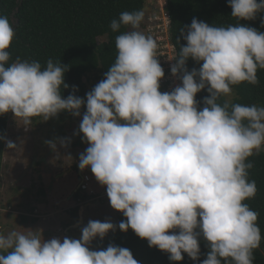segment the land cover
I'll return each mask as SVG.
<instances>
[{
    "label": "trees",
    "instance_id": "1",
    "mask_svg": "<svg viewBox=\"0 0 264 264\" xmlns=\"http://www.w3.org/2000/svg\"><path fill=\"white\" fill-rule=\"evenodd\" d=\"M147 1L0 0V168L9 116L65 120L88 107L91 115L98 104L85 78L93 72L105 80L99 92L110 91L120 131L148 143L150 171L174 167L170 110L156 84L150 41L137 30L145 26ZM165 10L203 130L215 145L249 151L219 173L227 180L224 202L213 193L216 183L197 188L184 174H134L116 234L100 241L101 264H264V134L255 113L257 104L264 113V0H165ZM215 73L233 79L231 100L217 92ZM13 83L23 88L16 101ZM127 144L131 153L133 138ZM76 212L68 210L74 218ZM10 252L0 250V264L30 259L18 246ZM34 257L28 264H82L72 251Z\"/></svg>",
    "mask_w": 264,
    "mask_h": 264
},
{
    "label": "rangeland",
    "instance_id": "2",
    "mask_svg": "<svg viewBox=\"0 0 264 264\" xmlns=\"http://www.w3.org/2000/svg\"><path fill=\"white\" fill-rule=\"evenodd\" d=\"M157 2L148 0L147 5L150 7ZM137 30L142 39V30ZM88 76L85 78L87 93H92L91 96L98 104L96 109H92L91 115H87L88 107L65 120L47 115L41 120L32 121L22 112L9 116L0 168V226L7 227L5 233L0 235V243L9 251L18 246L28 252L30 259H26L24 264L33 261L34 256L59 259L68 251L77 253L82 264H101L100 241L103 238L108 240L116 234L119 206L127 189L134 186L132 177L136 173L143 175V169L152 160V153L143 135L131 137L129 133L120 131V115L111 111V103L107 100L111 97L110 91L106 96L99 92L105 87V80L102 81L96 72ZM213 76L218 80L217 92L231 100L234 97L231 86L233 79L224 74L215 73ZM22 92L21 83H13L10 86L11 100L21 99ZM102 111L107 117L101 118L106 116ZM255 113L264 134V113L259 104ZM101 121L106 123L102 124ZM96 133H101L104 139L98 137V141L94 139L93 142H85L86 139H93ZM131 138L133 146L130 153L127 141ZM262 144L264 140L258 144L259 150ZM103 146L105 151L101 150ZM248 151H232L225 157L208 162L199 171H186L182 174L190 176L197 188L205 186L211 189L213 183H216L213 193L224 202L228 194L225 188L227 180L225 173H219L225 170V164L232 161L233 157ZM101 157L103 159L100 162ZM79 161L85 166L79 167ZM84 174L91 177L90 186L96 194L102 195V198L92 200L89 205L87 203L90 201L80 196L86 193L77 192ZM117 181L131 184L125 190H118L119 184L115 185ZM110 183H114L117 191L105 197L103 193L112 187ZM76 195L83 201H79L80 205L86 208L82 212L80 207H76L74 218L67 209L76 205ZM9 207L14 212L6 211ZM57 209L63 210L57 213ZM52 217L60 219V224L57 220L54 225ZM103 229L104 234L101 232ZM52 230L56 234H51ZM63 232L67 235L65 239L58 236Z\"/></svg>",
    "mask_w": 264,
    "mask_h": 264
},
{
    "label": "built area",
    "instance_id": "3",
    "mask_svg": "<svg viewBox=\"0 0 264 264\" xmlns=\"http://www.w3.org/2000/svg\"><path fill=\"white\" fill-rule=\"evenodd\" d=\"M143 37L151 44L156 84L165 93L172 124L171 140L176 149L174 172L201 170L208 162L229 153L224 146L211 144L203 130L181 69L176 61L175 47L169 38V17L165 0H158L144 16ZM157 172L153 178L160 176ZM86 179L88 177L86 176ZM84 190L86 183L80 185Z\"/></svg>",
    "mask_w": 264,
    "mask_h": 264
},
{
    "label": "clouds",
    "instance_id": "4",
    "mask_svg": "<svg viewBox=\"0 0 264 264\" xmlns=\"http://www.w3.org/2000/svg\"><path fill=\"white\" fill-rule=\"evenodd\" d=\"M148 6V5H147ZM148 10H149V6L148 7H146V9H145V14L148 12ZM145 14H144V16H145ZM142 30V29H141ZM141 33H142V31H141ZM142 38H144V37H142ZM155 70V69H154ZM156 72V71H155ZM23 93V92H22ZM26 118H28V117H26ZM8 126V125H7ZM6 134H7V131H6ZM209 135V134H208ZM263 141V140H262ZM261 141V142H262ZM171 142H172V140H171ZM210 142H211V144H214L212 141H211V139H210ZM172 145H173V143H172ZM174 146V145H173ZM218 146H223V145H218ZM5 147V146H4ZM225 147V146H224ZM175 148V147H174ZM228 148V147H227ZM229 149V148H228ZM176 150V149H175ZM262 150H264V148L262 149ZM230 152L229 153H227V154H225L224 156H227V155H229V154H231L232 153V151L231 150H229ZM235 151V150H234ZM224 156H221V157H219V158H222V157H224ZM175 159H176V157H175ZM217 159V158H216ZM174 163H175V160H174ZM79 164H80V166H85V164L84 163H82V162H80L79 161ZM89 165V164H88ZM79 166V167H80ZM205 167V166H204ZM203 167V168H204ZM146 168L148 169L147 170V172L145 173V174H143V176H145L146 177V180H153V179H155V180H157V179H159V178H161V177H163V176H170V175H173V174H175V173H178V174H182V173H184V172H174L173 171V168L171 169V170H169V171H166V172H161L160 170H151L150 171V168H149V166H147V167H145L144 169H143V173H144V171L146 170ZM52 171V170H51ZM197 171H199V170H197ZM157 172H159L161 175L160 176H158V177H155V178H153V176L157 173ZM193 172H195V171H193ZM53 173V172H52ZM48 174V173H47ZM86 176L88 177V179H86ZM82 183H86L87 184V187H86V189H84V190H82L81 189V187H80V185L82 184ZM90 183H91V177L89 176V175H87V174H84V175H82L81 176V180H80V183H79V185H78V193L79 194H81L80 192L81 191H83L84 193H86V195H83V194H81L80 196H85V198L87 199V200H89L90 201V203H87L88 205L89 204H91V201L92 200H95V199H99V198H102V195L101 196H99V195H97L96 194V192H95V190L90 186ZM117 184H119V189L118 190H120V189H123V190H125V189H127V188H129L130 187V184L131 183H120L119 181H117V183H115V185H117ZM115 185L113 186V188H112V190H110V191H112L111 192V194H113V193H115V191H117L116 189H115ZM43 186V185H42ZM80 190V191H79ZM110 191H108L109 193H110ZM43 192H44V188H43ZM76 193V192H75ZM74 195V194H73ZM72 195V196H73ZM103 195H105V197L107 196V194H103ZM75 196V195H74ZM72 198H74V197H72ZM72 198H70V199H72ZM75 200V199H74ZM84 200V199H83ZM79 201L80 202H83V201H81V199H80V197L75 201V203H76V205H73V206H71V207H69L67 210H72V209H75L76 207H80L81 209H82V212H83V210L86 208V207H84V206H82V205H80V203H79ZM78 203V204H77ZM1 209H2V207H1V203H0V211H1ZM6 211H9V212H14L13 210H11V208L9 207V209H7ZM62 211V210H61ZM50 212V211H49ZM60 212V211H59ZM59 212H57V213H59ZM16 213V212H15ZM56 213V214H57ZM38 216V215H37ZM0 217H1V214H0ZM53 218V224L55 223V221H57L58 220V218H55V217H52ZM59 221V224H60V219L58 220ZM55 225V224H54ZM60 228V227H59ZM60 229H62V228H60ZM59 230V229H58ZM48 232V231H47ZM51 234H56L55 233V231H51ZM60 238H62V239H65L66 237H67V235H65L64 234V232L63 233H61L60 235H58ZM9 251V250H8ZM7 254H9V255H12L11 254V252L9 251V253H7Z\"/></svg>",
    "mask_w": 264,
    "mask_h": 264
},
{
    "label": "crops",
    "instance_id": "5",
    "mask_svg": "<svg viewBox=\"0 0 264 264\" xmlns=\"http://www.w3.org/2000/svg\"><path fill=\"white\" fill-rule=\"evenodd\" d=\"M102 159H103V158L101 157V158L99 159V161L101 162ZM100 162H99V163H100ZM87 164H91V162H87ZM79 166H80V164H79ZM58 176H59V175H58ZM58 176H57V177H58ZM110 184H111V185H110ZM110 184H109V185L112 186V187H111L110 189H109V187H108V190H106V191L103 193V194H107V196H110V195H111V192H112V191H110V190H112V188H113V186H114V185H113L114 183H110ZM109 185H108V186H109ZM45 186H47V184H46ZM45 188H46V187H45ZM108 191H110V193H109ZM69 200H70V199H69ZM61 210H63V209H57V211L55 210V212H59V211H61ZM52 213H53V212H50V214H52ZM52 215H53V214H52Z\"/></svg>",
    "mask_w": 264,
    "mask_h": 264
},
{
    "label": "water",
    "instance_id": "6",
    "mask_svg": "<svg viewBox=\"0 0 264 264\" xmlns=\"http://www.w3.org/2000/svg\"><path fill=\"white\" fill-rule=\"evenodd\" d=\"M147 170H148V169L146 168V170L144 171L143 174H145V173L147 172ZM0 249L3 250V251H5L6 253H9L8 249L5 248L1 243H0Z\"/></svg>",
    "mask_w": 264,
    "mask_h": 264
},
{
    "label": "flooded vegetation",
    "instance_id": "7",
    "mask_svg": "<svg viewBox=\"0 0 264 264\" xmlns=\"http://www.w3.org/2000/svg\"><path fill=\"white\" fill-rule=\"evenodd\" d=\"M6 227H7V226H5V227H4V226H0V235H1V234L3 235V234L5 233V231H6L5 228H6ZM3 229H4V230H3Z\"/></svg>",
    "mask_w": 264,
    "mask_h": 264
}]
</instances>
